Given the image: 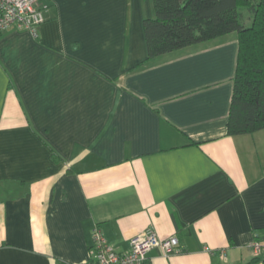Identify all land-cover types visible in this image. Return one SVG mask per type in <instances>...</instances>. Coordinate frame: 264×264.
<instances>
[{
  "label": "crops",
  "instance_id": "1",
  "mask_svg": "<svg viewBox=\"0 0 264 264\" xmlns=\"http://www.w3.org/2000/svg\"><path fill=\"white\" fill-rule=\"evenodd\" d=\"M0 33V264H92L176 234L145 264H244L264 239V128L227 133L235 31L147 59L153 0H48ZM258 264H264V255Z\"/></svg>",
  "mask_w": 264,
  "mask_h": 264
},
{
  "label": "trees",
  "instance_id": "2",
  "mask_svg": "<svg viewBox=\"0 0 264 264\" xmlns=\"http://www.w3.org/2000/svg\"><path fill=\"white\" fill-rule=\"evenodd\" d=\"M144 19L148 57L235 31L238 52L227 133L264 128V0H153ZM246 8L247 13L242 11ZM248 15L250 22L244 20ZM254 256L244 264H258Z\"/></svg>",
  "mask_w": 264,
  "mask_h": 264
},
{
  "label": "built area",
  "instance_id": "3",
  "mask_svg": "<svg viewBox=\"0 0 264 264\" xmlns=\"http://www.w3.org/2000/svg\"><path fill=\"white\" fill-rule=\"evenodd\" d=\"M48 0H0V33L10 27H17L38 34L40 24L46 19L49 9ZM179 239L176 234L160 236L148 227L134 235L130 240L128 251H119L108 240L103 229L94 225L90 246L92 264H145L147 252L160 247L165 253H177ZM255 256L264 255V239H253L249 243Z\"/></svg>",
  "mask_w": 264,
  "mask_h": 264
},
{
  "label": "rangeland",
  "instance_id": "4",
  "mask_svg": "<svg viewBox=\"0 0 264 264\" xmlns=\"http://www.w3.org/2000/svg\"><path fill=\"white\" fill-rule=\"evenodd\" d=\"M242 11L244 13H247L246 8H242ZM244 17H246V18H244L245 21L250 22V19H249L250 17L248 15L245 14Z\"/></svg>",
  "mask_w": 264,
  "mask_h": 264
}]
</instances>
